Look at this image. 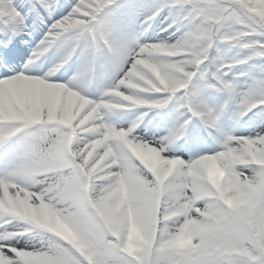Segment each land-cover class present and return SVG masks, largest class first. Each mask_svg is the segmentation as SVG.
I'll return each mask as SVG.
<instances>
[{"label": "snow or ice", "instance_id": "1", "mask_svg": "<svg viewBox=\"0 0 264 264\" xmlns=\"http://www.w3.org/2000/svg\"><path fill=\"white\" fill-rule=\"evenodd\" d=\"M0 264H264V0H0Z\"/></svg>", "mask_w": 264, "mask_h": 264}]
</instances>
